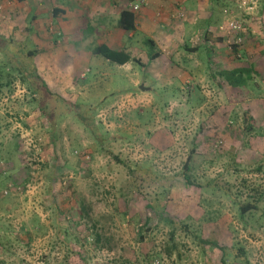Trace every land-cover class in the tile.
Instances as JSON below:
<instances>
[{
	"label": "rangeland",
	"instance_id": "rangeland-1",
	"mask_svg": "<svg viewBox=\"0 0 264 264\" xmlns=\"http://www.w3.org/2000/svg\"><path fill=\"white\" fill-rule=\"evenodd\" d=\"M54 2L0 0V32L37 50L38 69L51 89L73 104L92 108L90 115L107 138L97 142L79 121L77 110L56 99L54 111L47 107L54 123L19 78L13 93L5 95L4 89L0 156L12 169L7 178L0 175V264H223L221 249L212 245L203 252L180 228L176 239L187 240L188 249L181 246L186 251L182 260L177 253L169 259L165 248L171 244L172 227L167 218L188 224L220 245L245 250L248 263L230 249L226 264H264V201L259 210L242 217L229 195L207 185L218 178L217 183L242 190L240 199L246 200L250 189L243 187L244 178L253 186L264 184V172L255 171L264 158V136L251 140L227 128L222 121L233 112V104L226 102L229 87L220 88L222 77L214 80L215 70L182 49L186 40L196 44L195 36L207 21L210 27L218 25L219 33L236 38L245 30H231L230 22L249 28L260 40L247 37L244 62H254L261 73L236 110L243 114L252 105L259 117V107L264 108V0H213L212 13L195 12V22L180 24L170 35L162 28L161 38L152 34V23L148 34L136 31L133 39L113 24L111 32L106 27L105 32H91V9H71L78 16L66 24L79 21L82 26L73 24L74 30L62 32L52 20ZM85 21H92L89 28L83 26ZM101 42L126 48L133 61L120 66L94 55L92 49ZM218 48L220 56L228 53L227 45ZM152 52L160 56L151 59ZM185 58L192 61L186 64ZM2 60L0 56V64ZM233 61L231 56L227 64ZM199 94L204 100L197 101ZM195 137H201V143L192 172L202 186L187 187L178 173ZM234 147L240 149L241 172L220 176L228 157L218 153ZM52 177L57 178L53 183ZM64 215L60 228L57 218ZM96 234L102 236L100 244L95 243ZM151 253L153 259L144 258Z\"/></svg>",
	"mask_w": 264,
	"mask_h": 264
},
{
	"label": "trees",
	"instance_id": "trees-1",
	"mask_svg": "<svg viewBox=\"0 0 264 264\" xmlns=\"http://www.w3.org/2000/svg\"><path fill=\"white\" fill-rule=\"evenodd\" d=\"M24 1V0H20ZM135 1V0H131ZM241 0H239L240 2ZM143 5V4H142ZM239 7V6H238ZM60 10V9H59ZM58 8L54 10V14L57 15L59 12ZM214 10V9H212ZM228 13V10H225ZM264 21V19H263ZM261 22L264 25V22ZM138 14L133 9H123L120 13V17L118 20V26L122 30L127 33L134 32L137 29L138 25ZM221 25V24H220ZM245 31H241L239 34L240 39L235 36H231L228 32L224 31L223 33L218 32V25L215 27L206 26L202 32H199L195 39H197L196 44L193 45L192 40L183 44L182 49L185 50L186 53H193L198 56L202 62V65L205 66L207 69L215 70L217 73L213 78L215 80L216 76L222 77L221 82L219 83L220 88L229 87V99L226 101L229 104H233V112L228 115L226 118L227 121H222L230 131L233 132H242L241 135L243 137L248 136L252 140V138L256 136V138H262L264 136V108L259 107L260 109V116L258 117L255 114V109L250 105L244 110L243 114H240L238 110H236V106H238L239 102H243L246 99V95L249 94L248 87L251 85L250 82L254 80V76L261 73L256 67L255 63H247L244 62L247 58L246 52L248 51L246 39L248 37L251 41L252 40H260V38L254 39L252 32H248L246 26L243 28ZM233 30V29H232ZM234 31V30H233ZM238 31V30H237ZM248 34V35H247ZM238 35V34H237ZM229 39H232V42H228ZM194 41V40H193ZM147 44L153 45L154 41L151 39L146 40ZM227 45L228 53L224 56H220L217 54L219 52V46ZM203 50L200 52V50ZM92 52L94 55H101L105 57L107 60L114 62L120 66L125 65L131 61H133V56L131 52H129L126 48H115L109 45L106 42H101L96 45ZM200 52V53H199ZM263 53V52H261ZM36 55L37 50L30 49L26 41L15 39L11 36H6L2 32H0V56H3L5 60L1 61L0 64V94L5 93L11 94L15 90V79L19 78L23 85H25L29 91H31L35 95V100L39 101L40 110L43 112L44 115L48 116V118L53 119L52 113L47 111V107L50 105L55 108V104H53L56 100H60L65 102L66 104H70L74 107L76 111V115L79 121L89 130L91 135L94 139L99 142L100 144L104 143L105 138H107L105 131H102L100 127L97 125L96 120L94 119L93 115H90V111L93 110L90 107L84 108L81 107L79 104H73V102L67 100L61 94L55 93L51 87L49 86L48 82L42 75V73L38 69V65L36 62ZM262 55V54H261ZM264 55V54H263ZM160 56V52H152L150 54L151 59H156ZM232 56L234 60L232 64H227V60ZM261 59V57H260ZM189 60L192 61V58H185L184 62L186 64L190 63ZM137 61H140L137 59ZM198 68V67H197ZM141 88V87H140ZM5 89V90H4ZM4 90V91H3ZM3 91V92H2ZM199 92V90H197ZM2 97V96H1ZM235 97V98H234ZM56 99V100H55ZM55 100V101H54ZM204 100V96L199 94L197 101ZM263 117V118H262ZM231 119V123H228V120ZM108 135V134H107ZM201 137H195L191 142V150L188 155V159L184 164L183 170L178 173L184 180L187 187H191L193 185L202 186V183H199L195 180L193 176V158L198 149V146L201 143ZM249 139V140H250ZM248 140V141H249ZM219 147L223 144L222 139L220 140ZM246 141L243 140V144ZM19 149L21 148V143H19ZM250 144V142H249ZM217 150V149H216ZM239 148L234 147L232 150L228 149L224 152L218 153L219 156L227 155L228 160L225 164V170L220 174V176L225 175L228 172L240 173L242 163H240L239 157ZM118 158L117 156H115ZM0 162L3 164L0 171V175L4 178H7L10 175V171L12 167L8 164L7 160H3L2 156H0ZM131 174H135V170L132 169L130 166L126 165ZM142 170V169H140ZM139 171V169H138ZM255 171L264 172V158L259 160V164L255 168ZM147 173L150 170L146 171ZM57 178L52 177V183ZM148 179L155 180L160 179L159 176H148ZM208 186L212 189H219L223 191L225 194L229 195L231 199L237 204L238 210L240 215L243 217L248 213H253L259 210L260 203L264 201V184L260 187L253 186L252 183H249L246 178H244L243 187L250 189L246 200H241L243 191L236 190L234 191L230 184H220L218 182V178L213 180H208ZM132 182L137 190L138 185L135 177L132 176ZM51 183V184H52ZM9 188V187H8ZM53 195V186L49 189ZM67 215L62 217L58 216L57 221L58 225L62 227V219H67ZM172 230L170 232L169 241L171 244H168L165 248V253L169 259H173L174 253H177V258L182 260L185 257L186 251L182 249L187 247L188 243L187 240H182V237L178 240L176 239L177 229L180 228L184 234L187 235V238L192 239L194 243H196L203 252L206 251L208 246H216L221 249L223 253L222 263L226 264L227 262V252L228 250L232 251L234 256L237 258L242 257L244 262H247L246 252L243 248H231L228 246L220 245L217 241L209 240L208 238L202 236L200 232L196 229H192L188 224H185L182 221L176 219H169ZM167 221V222H168ZM148 223V222H147ZM148 224L144 226L146 229ZM149 230V228H148ZM1 231V229H0ZM144 234L141 233V238L144 239ZM102 241L101 234H96L95 243L100 244ZM0 244L2 243V238L0 237ZM109 245L105 242L104 246ZM182 246V247H181ZM155 255L153 253L144 256L146 259H153ZM248 263V262H247Z\"/></svg>",
	"mask_w": 264,
	"mask_h": 264
},
{
	"label": "crops",
	"instance_id": "crops-1",
	"mask_svg": "<svg viewBox=\"0 0 264 264\" xmlns=\"http://www.w3.org/2000/svg\"><path fill=\"white\" fill-rule=\"evenodd\" d=\"M54 6L58 8L59 12L57 15L52 13L53 21L58 27L60 31L71 32L78 26H82L79 21L77 23H73L71 21L70 24L68 23L71 16H78L76 11H72L71 9L75 10H86L91 9L93 10V18L95 19L94 29L91 32H111L108 30L112 24V26H118V20L120 17V13L123 9H128L125 7L126 4H130L129 8L133 9L134 4L141 3L140 9L134 10L138 14V25L137 29L134 32L129 33V37L133 39L136 37L135 32L140 31L144 32L145 34L149 33V28H151L152 23L155 25L153 29V33L159 34V30L162 28L164 31L166 30V34L170 35L174 33L173 30L177 29L180 24H187L193 23L196 21L197 16L195 12L200 11V13H212V3L213 0H68V4H62L59 0H55ZM224 2L228 3L229 0H223ZM143 2V3H142ZM38 5H40L38 3ZM55 8V9H56ZM179 9H184L186 11V16L183 17H175L176 11ZM54 11V10H53ZM83 12V11H82ZM157 15L161 17H157ZM79 20V19H78ZM207 25L210 27V22L207 21ZM76 25L75 28H72L70 25ZM90 24L89 21H85L83 26H87L89 28ZM70 26V29L67 27ZM206 26L202 27L199 32H202ZM101 28V29H98ZM106 27V30L104 28ZM186 28V27H185ZM103 29V30H102ZM121 29V28H119ZM124 31V30H123ZM198 32V33H199ZM127 33L124 31V34ZM161 34H159L160 37ZM161 38V37H160ZM184 39V37H183ZM185 41V40H184ZM226 55V54H225Z\"/></svg>",
	"mask_w": 264,
	"mask_h": 264
},
{
	"label": "built area",
	"instance_id": "built-area-1",
	"mask_svg": "<svg viewBox=\"0 0 264 264\" xmlns=\"http://www.w3.org/2000/svg\"><path fill=\"white\" fill-rule=\"evenodd\" d=\"M246 2H247V0H246ZM143 3V2H142ZM249 2H247V4H248ZM251 3H253V2H251ZM241 7H242V5H240ZM140 7H141V3H138V4H134L133 5V9L134 10H138V9H140ZM175 17H185V14H184V12L182 11V10H178V11H176V13H175ZM241 27V24H240V22L239 21H232V22H230V24H229V28H231V30L232 29H242V28H240ZM240 39V38H239ZM193 41V40H192Z\"/></svg>",
	"mask_w": 264,
	"mask_h": 264
},
{
	"label": "water",
	"instance_id": "water-1",
	"mask_svg": "<svg viewBox=\"0 0 264 264\" xmlns=\"http://www.w3.org/2000/svg\"><path fill=\"white\" fill-rule=\"evenodd\" d=\"M140 87H141V89H145L143 85H142V86H140Z\"/></svg>",
	"mask_w": 264,
	"mask_h": 264
}]
</instances>
